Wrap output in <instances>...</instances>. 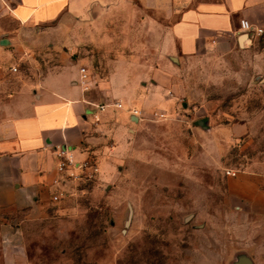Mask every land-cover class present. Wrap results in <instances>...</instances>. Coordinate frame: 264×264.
<instances>
[{
  "label": "rangeland",
  "instance_id": "1",
  "mask_svg": "<svg viewBox=\"0 0 264 264\" xmlns=\"http://www.w3.org/2000/svg\"><path fill=\"white\" fill-rule=\"evenodd\" d=\"M106 12L97 23L94 12L67 17L34 43L49 49L51 36L84 59L95 95L111 76L103 66L128 49L141 63L131 95L145 91L147 102L133 105L142 116L127 117L102 161L91 157L97 173L24 222L28 264H234L240 255L264 264V216L254 202L264 176V26L244 46L174 60L143 56L148 40L129 48L122 38L132 30ZM133 31L148 37L154 27Z\"/></svg>",
  "mask_w": 264,
  "mask_h": 264
},
{
  "label": "crops",
  "instance_id": "2",
  "mask_svg": "<svg viewBox=\"0 0 264 264\" xmlns=\"http://www.w3.org/2000/svg\"><path fill=\"white\" fill-rule=\"evenodd\" d=\"M103 9L112 15L111 24L132 30L122 38L132 41L129 48L134 41L155 42L143 44L145 57L175 60L237 48L242 33L264 26V0H0V40L8 41L0 44V264H28L24 222L43 213L52 194L75 184L56 171L59 149H70L78 160L102 161L105 142L121 137L127 117L137 120L129 109L147 102L145 91L141 99L131 95L139 79L132 74L140 72L141 63L128 49L104 63L111 76L95 95L80 84L84 59L75 60L51 36L49 49L34 43L51 33L45 28L60 26L67 17L81 22L94 12L97 23ZM136 23L153 26V33L136 35ZM113 98L122 101L120 108ZM244 181L245 194L253 197L250 177ZM255 194L251 199L264 216L259 174Z\"/></svg>",
  "mask_w": 264,
  "mask_h": 264
},
{
  "label": "built area",
  "instance_id": "3",
  "mask_svg": "<svg viewBox=\"0 0 264 264\" xmlns=\"http://www.w3.org/2000/svg\"><path fill=\"white\" fill-rule=\"evenodd\" d=\"M241 25L246 27L247 29L251 26L248 22L242 21ZM261 29L256 28L254 32H258ZM13 71L16 70L15 67L11 68ZM80 72V84L82 85L83 89L87 90L91 86V72L85 66H81L79 68ZM113 106L116 108H120L122 106L121 102H113ZM94 106L100 110L104 108V104H94ZM129 113L132 116L140 118L142 116L141 110L130 108ZM58 162L56 165V171L62 176L63 180H69L75 182L82 175L86 174L87 172L89 175L97 173L98 166L96 162H94L91 158H85L82 160L76 159L72 151L68 148H60L57 152ZM229 174V172H228ZM87 175V174H86ZM59 180H55V183ZM63 194V190H60L51 195L52 201H57L60 196Z\"/></svg>",
  "mask_w": 264,
  "mask_h": 264
},
{
  "label": "water",
  "instance_id": "4",
  "mask_svg": "<svg viewBox=\"0 0 264 264\" xmlns=\"http://www.w3.org/2000/svg\"><path fill=\"white\" fill-rule=\"evenodd\" d=\"M253 31L252 29L249 32H244L242 33V35L239 38V43L240 45L242 44L243 40H249V38L253 35ZM8 41L6 39H2L0 40V44H7ZM131 215H132V208L131 206H129V215H128V219L126 220V224H128L130 222L131 219ZM234 264H253L252 260L246 256V255H240L237 257L236 261L234 262Z\"/></svg>",
  "mask_w": 264,
  "mask_h": 264
}]
</instances>
